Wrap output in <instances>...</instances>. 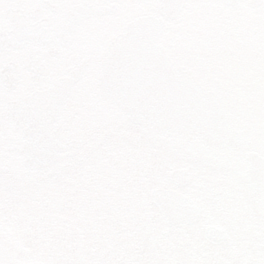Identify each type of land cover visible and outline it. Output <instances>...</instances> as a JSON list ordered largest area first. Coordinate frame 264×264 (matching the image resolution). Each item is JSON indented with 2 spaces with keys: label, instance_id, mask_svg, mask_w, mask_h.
Here are the masks:
<instances>
[{
  "label": "snow or ice",
  "instance_id": "snow-or-ice-1",
  "mask_svg": "<svg viewBox=\"0 0 264 264\" xmlns=\"http://www.w3.org/2000/svg\"><path fill=\"white\" fill-rule=\"evenodd\" d=\"M0 264H264V0H0Z\"/></svg>",
  "mask_w": 264,
  "mask_h": 264
}]
</instances>
